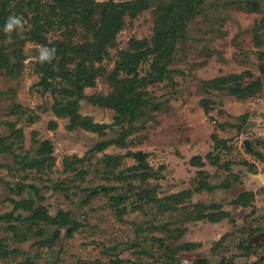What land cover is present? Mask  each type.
<instances>
[{"label":"rangeland","instance_id":"374dc122","mask_svg":"<svg viewBox=\"0 0 264 264\" xmlns=\"http://www.w3.org/2000/svg\"><path fill=\"white\" fill-rule=\"evenodd\" d=\"M170 1L152 0L135 18L127 15L110 57L97 65L112 72L131 39H151L160 26L157 8ZM4 33L0 25V43L11 67H18L0 69V264H170L168 248H179L175 264H264V159L251 152L264 156V43L255 40L257 33L264 37V0L203 5L177 42L169 65L173 82L145 87L152 102L124 144L116 141L122 128L114 124L112 108L81 101L84 122L108 125L101 131L57 115L55 94L41 89L36 68L47 47L27 40L19 48ZM78 33L71 37L75 43L88 39ZM47 37L62 40L69 33L62 28ZM150 61L141 64L139 77L148 75ZM229 75L236 76L226 85L232 89L256 81L261 86L246 99L224 86L218 90ZM112 91L105 75L85 94ZM219 139L227 145L216 147ZM104 141L112 143L94 148ZM43 148L48 150L41 153ZM135 153L148 168H133L140 162ZM209 153L217 155L219 167ZM203 180L217 187L196 190ZM142 189L156 200H138ZM195 204L229 216L197 218ZM61 212L76 222L72 236L68 229L75 224L53 223Z\"/></svg>","mask_w":264,"mask_h":264},{"label":"trees","instance_id":"16d2710c","mask_svg":"<svg viewBox=\"0 0 264 264\" xmlns=\"http://www.w3.org/2000/svg\"><path fill=\"white\" fill-rule=\"evenodd\" d=\"M207 1L209 0L163 2L157 8L158 14L160 13L157 14L160 26L156 29L154 36L151 39H131L129 47L119 52L112 72H108L103 66L97 64L103 63L106 58L110 57L109 46H115L118 32L126 26V16L135 18L140 12L151 7L152 0H6L0 5V25L4 31L10 16H22V20L27 21L24 35L19 32V29H14L10 34L4 33L7 37L6 42L12 39L14 42L12 44L23 48L25 42L31 40L46 46L49 51L55 50L53 59L50 61L39 60L36 63V68L41 73L39 82L41 89L43 91L51 90L55 94L54 109L57 115L70 117L72 125L101 131L105 130L108 125L97 124L90 119L84 122V117L80 112L81 101L87 99L95 105L112 108L116 111L114 124L122 128L121 137L117 138L116 141L124 144L133 129H136L135 122L141 116V112L152 102L145 87L148 84L162 83L166 80L173 82V70L169 69V65L176 51L177 42L186 38L189 23ZM10 6H12V11H7ZM249 6L251 10L259 8V5L255 3ZM12 12L14 15L11 14ZM75 26L76 28L77 26L81 27L80 33L74 28ZM62 28L69 33V37L62 40H48L47 34L50 31ZM77 33L79 37L87 36L88 39L75 43L71 37ZM255 36L256 43L262 45L264 43L263 34L257 33ZM5 48L6 46L0 43V69L4 67L8 68L9 71L17 69L18 65L11 67V60L5 53ZM150 59L148 75L139 77L141 64ZM105 75L113 91L106 96L97 94L87 96L85 89L93 86L99 76ZM235 78V75L224 77L223 84L217 85L218 90L224 87L223 90H226L228 82ZM260 86V81H256L246 87L237 85L233 89L232 87L227 88H229L230 94L246 99L252 96ZM111 143L112 141L99 142L94 148L103 150ZM223 143L227 145V141L217 140L216 147H221ZM47 150V148H43L40 151L43 153ZM251 152L264 159L262 153L255 150H251ZM135 154L140 162L133 168L139 169L141 166L148 168L143 155L140 158V153ZM208 158L214 165L220 166L216 154L209 153ZM193 159L198 162L201 161V158L198 157ZM45 160L47 159H33L28 164L29 167L33 168L36 164H43ZM195 162L194 164H196ZM225 165L227 169H230V163H225ZM142 177L144 178L145 175ZM235 178L237 179L238 176L235 175ZM222 186H228V184L224 183ZM216 187L208 183L207 180H203L196 190H214ZM137 196L138 200L142 201L156 200L155 195L147 194L144 189ZM110 198L113 201H120L118 196H110ZM237 202L242 203L241 198ZM13 203L17 207L23 204L21 201H13ZM195 207L198 213L197 218L220 221L229 216V213L225 211H220L218 214L206 213L207 207L201 204H195ZM163 209L169 210V207ZM37 214L39 213H36L32 220L37 219ZM45 217L52 220L47 214ZM67 220L68 215L61 212L53 218V223L61 224ZM67 222L76 223L72 220ZM76 227L77 225L68 229L69 236L73 235ZM0 249H2L1 245ZM178 250L179 248H168L167 263L168 261L171 262L170 264L176 263L175 256ZM114 263L122 264V261L116 259ZM194 264H208V261L200 260Z\"/></svg>","mask_w":264,"mask_h":264},{"label":"clouds","instance_id":"9594fccd","mask_svg":"<svg viewBox=\"0 0 264 264\" xmlns=\"http://www.w3.org/2000/svg\"><path fill=\"white\" fill-rule=\"evenodd\" d=\"M24 28V24L22 22V17L20 16H10L6 22L4 31L5 33H12L14 29H20L22 32ZM55 50L52 49L49 51L48 49H43L40 54L41 61H50L54 58Z\"/></svg>","mask_w":264,"mask_h":264}]
</instances>
